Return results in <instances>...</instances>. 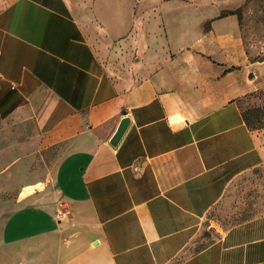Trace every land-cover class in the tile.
<instances>
[{
  "label": "crops",
  "instance_id": "0c3cea01",
  "mask_svg": "<svg viewBox=\"0 0 264 264\" xmlns=\"http://www.w3.org/2000/svg\"><path fill=\"white\" fill-rule=\"evenodd\" d=\"M218 2L0 0V264H264V60Z\"/></svg>",
  "mask_w": 264,
  "mask_h": 264
},
{
  "label": "rangeland",
  "instance_id": "374dc122",
  "mask_svg": "<svg viewBox=\"0 0 264 264\" xmlns=\"http://www.w3.org/2000/svg\"><path fill=\"white\" fill-rule=\"evenodd\" d=\"M218 3L223 6H233V9L221 11L217 14V17L234 15L239 22L247 25L250 29V56L254 60H264V0H244L242 3L241 0H219ZM186 5V8L191 7L188 4ZM202 15L205 14L202 13ZM245 118L251 127L264 125V111L259 109H249L245 112ZM259 183L257 177L251 176L243 184H240L234 195L223 200L211 211L206 220V228L211 226L212 228L214 226L218 228L221 226L227 227L256 215L260 210V206H258ZM5 209V207H0V212L3 213ZM236 214H239V216H236ZM229 216H234V219L225 221V217L228 218Z\"/></svg>",
  "mask_w": 264,
  "mask_h": 264
},
{
  "label": "water",
  "instance_id": "95a60500",
  "mask_svg": "<svg viewBox=\"0 0 264 264\" xmlns=\"http://www.w3.org/2000/svg\"><path fill=\"white\" fill-rule=\"evenodd\" d=\"M129 125H130V119L129 118H124L121 121L116 133L114 134V136L112 137V139L110 141L112 146H114V147L118 146V144L120 143V141L123 138L124 134L126 133Z\"/></svg>",
  "mask_w": 264,
  "mask_h": 264
},
{
  "label": "built area",
  "instance_id": "2783aa9c",
  "mask_svg": "<svg viewBox=\"0 0 264 264\" xmlns=\"http://www.w3.org/2000/svg\"><path fill=\"white\" fill-rule=\"evenodd\" d=\"M135 169L138 170V167H136Z\"/></svg>",
  "mask_w": 264,
  "mask_h": 264
},
{
  "label": "bare ground",
  "instance_id": "6f19581e",
  "mask_svg": "<svg viewBox=\"0 0 264 264\" xmlns=\"http://www.w3.org/2000/svg\"><path fill=\"white\" fill-rule=\"evenodd\" d=\"M42 189H43V187H42Z\"/></svg>",
  "mask_w": 264,
  "mask_h": 264
}]
</instances>
